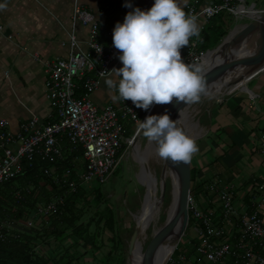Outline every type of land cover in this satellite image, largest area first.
I'll use <instances>...</instances> for the list:
<instances>
[{
    "label": "built area",
    "instance_id": "built-area-1",
    "mask_svg": "<svg viewBox=\"0 0 264 264\" xmlns=\"http://www.w3.org/2000/svg\"><path fill=\"white\" fill-rule=\"evenodd\" d=\"M109 1L101 0L103 7H99L94 14L79 6L76 0L74 17L83 25L89 26L88 40L82 43L75 35H71V53L68 58H57L47 64L45 93L47 101L56 112V121L38 128L40 120L34 115L15 133L10 129L7 120L0 119V151L3 152L0 159V183L16 177L24 169H31L37 160L56 162L57 158L62 157L61 144L64 141L70 144L71 153L76 154L79 148L82 150L84 172L80 177L81 184L91 187L95 181L105 183L125 155L126 150L119 156L123 145L127 148L128 142L135 141L140 136L139 125L146 120L154 105L141 120L145 110L136 108L130 100H121L100 108L92 99L103 81L112 75L107 72L116 69L121 63L118 59L121 53L113 47V31L108 33V44L103 45L100 41L103 28L99 21L106 15ZM127 3L132 5V0H127ZM184 11L187 15L203 21L200 31L204 23L223 12L239 21L264 13V9L258 8L255 3L248 6L246 0H194ZM198 44L197 39L190 38L189 46L184 47L187 48L182 57L185 63L202 64L204 58L210 54V51L200 52ZM87 72H95L96 78L88 79L85 83L88 93L77 97L79 83L86 77ZM263 73L264 71L259 72L251 79ZM256 97L259 98V95L253 92L251 98ZM124 121H128L129 131L125 128ZM137 129L133 137V134L127 135ZM259 141V152L262 155L259 166L262 164L264 167V135ZM77 160L78 158L74 165ZM262 171L260 182L253 184L257 186L253 189L256 193L249 198L245 214H241L234 204L233 192L218 191V197L213 202L216 207L207 211L204 210L206 203L201 209L191 196L189 212L203 224L202 228L196 225L193 227L199 239L194 249L195 254L193 258L182 255L180 259H176L174 251L167 264H228L227 259L233 264H264V170ZM44 173L52 177L56 173L55 168H45ZM71 173L68 169L65 177ZM65 180L61 181L57 177L55 182L62 185ZM215 186L213 184L211 189H217ZM69 188L70 192L76 191V183L71 182ZM54 210L55 205L50 204L43 214L52 213ZM218 210L221 211L220 214ZM231 223L234 224V229L231 228ZM8 228L10 225L7 227L0 220V246L5 240V230H9Z\"/></svg>",
    "mask_w": 264,
    "mask_h": 264
},
{
    "label": "rangeland",
    "instance_id": "rangeland-1",
    "mask_svg": "<svg viewBox=\"0 0 264 264\" xmlns=\"http://www.w3.org/2000/svg\"><path fill=\"white\" fill-rule=\"evenodd\" d=\"M253 3L257 4L258 8L264 9V0H246V4L248 6H251ZM229 15V14H228ZM226 13L223 14V17L225 20H223V25L227 28L225 30L227 31V35L230 33V31H233L234 29H239L242 25L249 22V19H243L241 21L234 19L231 15L230 18L228 17ZM219 25V20H215L213 22L206 24L207 33L210 36V41L205 43H199L200 46L205 45L206 49H214L217 46L216 43L218 41L219 44H221L225 38L220 36L219 33H217V29L215 26ZM235 27V28H234ZM224 31L223 33H225ZM217 43V44H218ZM55 60V58L50 59ZM204 63L206 62V57L204 58V61L202 65L204 66ZM264 65V64H263ZM206 70V66H204ZM110 77V76H109ZM108 78V77H107ZM45 82V75L43 74L39 78V84H42L41 89L45 91L44 83ZM255 82L258 84H261L263 95L258 98H251V96L248 93L240 91V89H229L230 91L225 93V95L218 96V98H215L214 96H208L201 98V102L192 104L191 108L189 109L188 118H185L184 125L187 128L188 132L192 134V138L196 141L199 151L197 154H195L192 158L193 168L195 169L198 166V176L200 175V170L206 172V168L208 170L207 173H209L206 177L207 179H210L214 174H220L223 177L227 176H234L235 178L231 179L229 181L230 186L233 185V182L238 183V189L242 191L243 185L239 183L240 179L247 180L248 171L250 169H253L250 164L249 159L245 156L246 150H243L242 152L240 150H237L234 153H230L228 151L230 148H232V145H230L229 148H224L221 146L222 139L221 136L224 134L223 132H218L216 130L219 129L217 126H228L230 122H233L231 125L226 127L225 134L228 138H233L234 135L236 137L240 136L241 141H247L248 143V149L252 150L255 145H260V142L257 139H247V133L250 134L254 130L250 131V133L247 131L249 129V124L252 123V121L257 125L258 129L255 132L261 131V129L264 127V116L263 118H257L255 119V116L257 114L264 113V74L259 76ZM243 88L246 89L245 84H243ZM250 88H253V84L250 83L247 85ZM233 93V95H232ZM228 96V99L226 100V103L224 106L228 108H234L235 104L237 103V100L239 97L244 99L243 101L248 106L251 103V106L249 107L251 109V112L248 113V115L245 116L242 115V112H239L241 116V119L235 120L232 113H227L225 110H222L221 113L219 106L220 103L224 102L225 97ZM215 106V108H213ZM184 120V119H183ZM237 121V122H236ZM125 124H128V121H124ZM236 123V124H235ZM246 129V131H240V129ZM138 131L135 130L134 132H131L132 137L136 134ZM253 133V134H254ZM218 137H216V135ZM254 136V135H253ZM260 136V134L258 135ZM130 137V139L132 138ZM235 137V138H236ZM196 138V139H195ZM234 139V138H233ZM138 142H140V145L143 147L144 151H148L147 145L149 141L146 137L143 136L142 131L140 132V136L137 137ZM133 141V140H132ZM130 141V142H132ZM127 143V149L125 152V155L123 159L121 160V163L119 165V169L116 170L105 183H100L98 181H95L92 183L91 188H88V185H82L81 184V175L84 172V159L83 155H81L75 164L74 169V175L77 178L78 181V188L83 187L86 190L89 191L90 197H100L101 202L98 206V208L101 211H105L106 208H109L113 211L114 216L116 218V224L113 231L107 230L103 225H101L97 229V222L95 221L94 224L91 226L88 232V236L91 237V241L96 243L98 246H101L102 250L100 252H95L94 250L84 253L85 249H83L82 246H73L74 248L71 250V252L77 251L79 256L75 259V262L73 264H128L129 256H128V248H129V242L132 238V235L135 232L136 227V221L135 216L139 214V218L141 216V208L144 203V197L147 194L145 186H142L139 183V171L141 170L138 163L135 162L132 156V145L131 143ZM258 143V144H256ZM143 151V152H144ZM150 156L148 159V167H149V175L151 179V175L158 177L160 180L161 174L164 169V163L163 160L155 153L153 150H149ZM222 158L223 163L221 162H215L213 163L216 158ZM213 161V162H212ZM232 162V163H231ZM210 164V165H209ZM214 164V165H213ZM254 165V164H253ZM257 173H255L256 178H259L260 175L263 173L262 170H264V167L262 164L258 167ZM261 170V171H260ZM247 171V172H246ZM146 174V173H145ZM61 181L65 180V174L64 176H61ZM167 183L170 186L169 192L166 193V195H169L168 200L165 202L163 201V206L161 208L160 214H158L154 220H156V224L153 223L152 227L148 230V238L145 242L144 248L146 245L150 242L152 238L153 229H158L164 224V221L166 220V217L168 215L170 207L173 204V182L172 178L170 176H166ZM170 181V182H168ZM144 187V190L142 189ZM254 188H257L256 185H248L243 190V195L239 197L234 203L241 214H245L247 207L246 203L247 200L251 197L253 193L250 192L248 194V191L253 190ZM92 189V190H91ZM157 189H160V182L157 183ZM191 192H193V197L195 198L196 202L199 204L200 208L203 206L206 202L203 198L204 196H198L196 194L195 185L192 184ZM256 191V190H254ZM237 192V191H236ZM256 193V192H255ZM157 195H159V191H157ZM207 201V200H206ZM159 203V202H158ZM79 206V205H78ZM170 208V209H169ZM202 209V208H201ZM90 211V210H89ZM87 211L86 217L88 218L91 214V218L94 217V209H92L90 212ZM89 213V214H88ZM33 225L39 226L37 224L38 218H35L34 211L32 212L30 216ZM139 218L137 221L139 222ZM97 220V219H95ZM154 222V221H153ZM103 224V222H102ZM11 227V226H10ZM231 228L234 229V224L231 223ZM188 229V228H187ZM33 232V231H30ZM230 230H227V233H229ZM68 232L64 234V237L67 238ZM77 236L71 237L69 239L65 240V247H68L71 243H74L76 241ZM199 241L198 236L196 232L193 229H188L185 232V235L182 237L180 244L177 247V252L174 254L176 259H180L182 255H186L189 258H193L194 256V249H195V242ZM55 242L52 241L51 245L53 246ZM144 248H143V254H144ZM43 251H48V247H43ZM111 251L112 254L110 253ZM84 253V254H83ZM110 253L109 259L105 261V256ZM103 261V262H102ZM228 264H233L230 262V259H227ZM211 264V263H208Z\"/></svg>",
    "mask_w": 264,
    "mask_h": 264
},
{
    "label": "crops",
    "instance_id": "crops-1",
    "mask_svg": "<svg viewBox=\"0 0 264 264\" xmlns=\"http://www.w3.org/2000/svg\"><path fill=\"white\" fill-rule=\"evenodd\" d=\"M177 2L178 5L182 7L185 4L192 3V0H177ZM117 3H120V7L122 6L123 13L116 10ZM126 3L127 0L109 1L107 13L99 21L103 28L100 36V41L103 45L108 44L110 41L108 33L114 30L118 22L123 23L129 11H133L137 7L142 11L150 10L155 0H132L131 9L124 7ZM0 5H4L3 8H0V117L8 120L10 122V129L18 133L21 130L20 127L28 123L32 117L36 115L40 120L38 126V128H40L43 125H47L49 122L56 121V112L47 101L46 93L41 89L42 84H39V78L44 74L46 82V68L50 59L68 58L71 53L69 43L71 35H75L82 43L88 40L89 26L83 25L80 21L75 19L74 9L77 5L76 0H0ZM78 5L94 14L97 13L99 7H103L101 0H78ZM197 23L199 26V36H193L192 39H197L199 43L202 44L205 33L203 32L204 30L200 31V28L203 21L200 20ZM206 24L207 23H204L203 25L205 26ZM198 45L200 47V44ZM184 53V50H181L182 57ZM122 67L123 65L120 63L116 69ZM109 78L113 79L118 85L120 77L112 74L103 81L98 90L92 95L94 103L100 108L110 103H116L111 99V96L116 95L117 90L110 89L106 84V80ZM257 78L250 79L248 84H253V88L249 87V89L252 92H256L260 98L263 95V90L261 84L255 82ZM45 82L43 83L44 87ZM227 99L228 96L224 99L225 103ZM243 100L244 99L239 97L234 108H228L224 106V103V105L220 106L221 109L219 114L222 110H225L226 114L228 112L232 113L235 120L241 119L242 115L245 116L246 114L247 116L248 113L251 112L249 108L251 103L247 106ZM262 102L264 103V101ZM213 108H215V106ZM239 112H242V115H240ZM263 116L264 113L262 112L261 114H257L255 119L263 118ZM232 123L233 122H230L229 125ZM217 127L219 128H216L218 132L221 131L224 133L221 136V146L224 148H229L230 145L235 146L228 150L230 153H234L237 150L241 152L246 150L245 156L250 159L249 161L252 163L251 167L253 169L247 170L249 172L247 180L240 179L239 183H258L260 180L256 178L255 173L258 172V163L262 160V155L259 152L260 146L255 145L252 150H249L247 148V141H241V137H236V135L233 136L234 139L228 138L225 134L226 127L222 125H218ZM257 129V125L252 121L247 131L250 133V131H256ZM240 131H246V129L241 128ZM254 131L250 134L247 133V139L253 137L259 141L260 136L258 135L261 131L264 132V127L258 133H254ZM2 157L3 152L0 151V159ZM207 168L206 172L202 171L206 176L209 174L207 173ZM25 171L26 169L21 171L16 177L3 180V182L0 183V195L2 184L13 181ZM213 176H215V174ZM213 176L210 179H215L217 182L218 178H213ZM227 178L233 179L235 177L227 176ZM56 184L58 186L60 185L58 182ZM41 185L43 186L44 184L42 183ZM47 189L50 190L51 188L47 187ZM32 190L33 187H25L23 190L18 188L16 190V196L19 199H23L22 193L25 191L30 193ZM251 193H255L254 190H251ZM62 198L63 197L52 199L47 203H39L32 210V212L34 211L35 218H38L37 224H39V226L33 225L32 221H30L32 212L25 219L27 220L26 225L29 228H39L43 222L47 221L49 217L55 213L58 200H62ZM245 203L246 207L249 206V203ZM50 204L55 205V210L52 213L43 214ZM8 237H10V235L5 233V240L1 245L5 243Z\"/></svg>",
    "mask_w": 264,
    "mask_h": 264
},
{
    "label": "clouds",
    "instance_id": "clouds-1",
    "mask_svg": "<svg viewBox=\"0 0 264 264\" xmlns=\"http://www.w3.org/2000/svg\"><path fill=\"white\" fill-rule=\"evenodd\" d=\"M124 7L132 8V5L126 3ZM193 36H199L197 18L187 15L177 0H155L147 11L137 7L127 13L123 23L115 25L113 47L121 53L118 59L123 67L107 72L120 77L118 85L111 78L106 80L107 86L118 92L111 96L114 102L130 100L136 108L144 109L141 120L154 105L140 123V132L157 145L161 159L175 165L189 164L199 147L178 126L180 119L173 121L167 114H151L155 105H169L174 100L191 105L211 94L204 66L185 63L181 55V49L189 46Z\"/></svg>",
    "mask_w": 264,
    "mask_h": 264
},
{
    "label": "trees",
    "instance_id": "trees-1",
    "mask_svg": "<svg viewBox=\"0 0 264 264\" xmlns=\"http://www.w3.org/2000/svg\"><path fill=\"white\" fill-rule=\"evenodd\" d=\"M193 1L194 0H192V3ZM187 5L185 4L181 8L185 10ZM116 10L120 13H123L120 3H117ZM224 13L226 12L220 13L209 22L211 24V22L219 20V25L215 26V28L217 29V33H219L222 37L227 35V31L225 30L227 27H225L222 23L223 20H225L222 18ZM226 14L228 15V13ZM228 17L230 18V15H228ZM200 20L201 19L197 20V22ZM202 30H204L203 32L205 33L203 43L209 42L210 36L206 32V25L203 26ZM224 31L226 32L223 33ZM217 43L215 46L218 45ZM181 50H184L185 55L187 48ZM199 50L200 52H208L212 49H206L205 45H203L199 47ZM91 78H96L95 72H87L86 77L80 81L79 88L77 89V97H82L88 93L85 83ZM117 94L118 92H116V95ZM224 103L225 102L220 103L219 106L224 105ZM125 128L129 131L130 125L126 124ZM127 135H131V133L128 132ZM263 135L264 132L261 131L260 139ZM216 137H218V135H216ZM70 147L71 146L68 141H64L61 144L62 157L60 159L57 158L56 162H41L37 160L33 164L32 169H27L22 175H19L13 181L2 184V191L0 195V220L5 224H10L11 227L8 228L9 230H5V233L9 234L10 237H8L5 243H3L0 247V264H73L75 259L79 256L77 251L71 252V250L74 248L73 246H82L83 249H85L84 253L92 250L95 252H100L102 250L101 246H98L96 243L91 241V237L88 236L89 229L95 221L97 222V229L103 225L107 230H114L116 224L114 213L109 208H106L105 211H101L98 208L101 202L100 197H90V190H86L83 187H79L75 192L69 191V184L71 182L76 183V186L78 184L77 178L74 175V163L76 158H79L81 155H83L81 148H79L80 150H78L76 154H73L70 152ZM234 147L235 146L232 145V148ZM126 149V145H123L119 156ZM216 161L223 163L221 157L216 158L213 163ZM48 167L55 168L56 173L54 176L48 177L45 175L44 169ZM68 169H70L72 173L71 175H68L65 183L59 185L61 187L60 188L56 184L55 179L58 177L60 180H62L61 176H64ZM118 169L119 167L116 170ZM198 169L199 168L197 166L192 170V184L195 185L196 194L198 196H204L203 198L206 202L204 207L205 211L214 209L216 207L213 202L218 197V191L233 192L235 196V203L238 199V194L239 197H241L244 193V188L253 184L240 183L243 185V189L241 191L238 189V183L235 181L233 182V185L230 186L229 181L231 178L223 177L220 174H215L213 178H218V181L216 182L215 179H207L206 174L202 172V169L200 170V175L198 176ZM42 183L44 184L43 186L41 185ZM258 183L254 182V184ZM213 184H216L217 189H211ZM25 187H33V190L30 193L26 191L23 192L22 195L24 198L19 199L16 196V190L18 188L23 190ZM47 187H50L51 189L48 190ZM227 187L228 189H226ZM142 189L144 190V187H142ZM169 190L170 186L167 183V192H169ZM192 193L193 192H191V196L193 199H195ZM59 197L63 198L62 200H58L55 213H53L47 221L43 222L39 228H29L26 225L27 220L25 219L39 203H47L52 199H59ZM168 198L169 195L167 194L165 197V202L168 200ZM92 209H94V217L91 218L90 214L87 218V211H91ZM218 213L220 214L221 211L218 210ZM189 216L190 219L188 229H193L195 225L199 228L203 227L202 222L196 219L191 211L189 212ZM66 232H68L67 238L64 237ZM75 236H77L76 241L71 243L68 247H65V240ZM52 241L55 242L53 246L51 245ZM197 245L198 241L195 242V249ZM45 246L48 247V251H43V247ZM175 251L177 252V250ZM112 252L113 251L110 253L112 254ZM110 253L105 256V261L109 259Z\"/></svg>",
    "mask_w": 264,
    "mask_h": 264
},
{
    "label": "water",
    "instance_id": "water-1",
    "mask_svg": "<svg viewBox=\"0 0 264 264\" xmlns=\"http://www.w3.org/2000/svg\"><path fill=\"white\" fill-rule=\"evenodd\" d=\"M254 36L261 37L258 55L255 57L253 55L251 59H239V57L236 56L237 52L246 47L247 42ZM252 52L250 54H252ZM210 54L212 55L213 60L211 62V66L209 67L210 69L206 68L208 70H205V75L208 84L211 86V94L218 83L224 84L226 82L228 86L227 88H232L233 85L238 83L245 84L246 89H244V86L241 85L236 88L241 86L239 89L242 92L252 94L253 92L249 89L247 83L256 74L264 71V67H261L264 64V13L250 18L248 23L242 25L239 29L231 31L221 44L210 51ZM240 67H243L244 72L242 74H238L237 76H232L234 70ZM204 97L208 96H203L202 98ZM191 106L192 104L186 105L183 102L176 103L174 100L173 103L169 105H155L151 115L162 116L167 114L170 116L171 120L176 121L180 119V112L182 111L181 115L188 112ZM163 163L164 169L160 180L158 177L156 178V176L151 178V182L156 185L160 182V189H157V191H159V195H156V198L159 203H163L165 200L167 192L166 170L170 169L178 179V201L174 212L171 215H167L164 224L159 227L156 232L152 233V238L144 249L142 264H156L159 250L164 244H169V242L174 244V252L180 244L181 239L185 235L189 225V201L191 199L193 170L192 160L189 164L181 163L179 165H175L171 161L165 160H163ZM146 171H149V169L146 168ZM171 178L172 182H174V178ZM139 183L144 186L141 179H139ZM146 199L147 194L144 197V203ZM137 238L138 235L135 230L129 242V258L130 256H133ZM165 256L166 255L164 254L163 257Z\"/></svg>",
    "mask_w": 264,
    "mask_h": 264
},
{
    "label": "bare ground",
    "instance_id": "bare-ground-1",
    "mask_svg": "<svg viewBox=\"0 0 264 264\" xmlns=\"http://www.w3.org/2000/svg\"><path fill=\"white\" fill-rule=\"evenodd\" d=\"M260 44H261V37L260 36L259 37L254 36L253 38H251L247 42L246 47L242 48L241 51L237 52L236 56L242 60L251 59V57H253V55H254V57L258 55V51L260 50L259 49ZM252 50H253V52H252ZM251 52H252V54H250ZM212 60H213V57L211 54L206 56V62L207 63H204V66H206V68L210 69L209 67L211 66ZM261 67H264V65H262ZM208 69H206V70H208ZM243 72H244L243 67L236 68L234 70V72L232 73V76H237L238 74H242ZM238 85H243V84L238 83L236 85H233L232 89H234ZM227 87H228L227 82L224 84L218 83L215 86V88H214V90L210 96H212V97L214 96L215 98H218V96H220V94L222 95V94L230 91V90H227L228 89ZM185 118H188L187 112L181 115L178 126L181 127L186 132V134L191 137L192 134H190L188 132L187 128L184 125ZM132 147H133V149H132L133 159L135 160L136 163H138V165L141 169L139 171L138 176H139V179L142 180V182L144 183V186L146 188L147 199H146L145 203H143V205H142V208H141L142 212H141L140 218H139V214H137L135 216V221H136L135 230L137 232L138 238H137V243H136L134 251H133V256L132 257L130 256L128 264H142L143 263V256H144L143 248H144L145 242L148 238V230L152 227L153 223L156 224V220H154V219L158 214H160V211H161L163 204L161 202L158 203V200L156 198L157 185L155 183L151 182L150 175H149L150 170L146 171V168L149 169L148 162H147L149 159V156H150L149 150L151 149V150H153V152H155L157 154V152H156L157 145L154 142H149L147 145L148 151H144L143 147L140 145V142H138V140L136 139L135 141L132 142ZM145 172H146V174H145ZM151 176L154 177L153 175H151ZM166 176H171L174 178L173 191H172L173 204L170 207L171 209L169 208L170 210L168 212V215H171L174 212L175 206H176L177 201H178L179 185H178L177 177L175 176V174L170 169L166 170ZM138 218H139V222L137 221ZM156 231H157L156 229H153V233ZM173 245L174 244L169 242V244H164L161 247V249L159 250L158 255H157L156 264H166L167 260L169 259L170 255L172 254V252L174 250ZM164 254L166 255L165 257H163Z\"/></svg>",
    "mask_w": 264,
    "mask_h": 264
}]
</instances>
